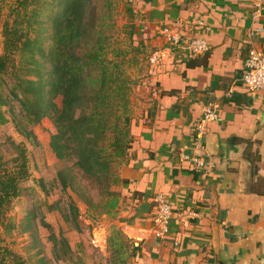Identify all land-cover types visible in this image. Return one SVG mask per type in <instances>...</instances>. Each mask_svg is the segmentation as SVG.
<instances>
[{
  "label": "crops",
  "instance_id": "crops-1",
  "mask_svg": "<svg viewBox=\"0 0 264 264\" xmlns=\"http://www.w3.org/2000/svg\"><path fill=\"white\" fill-rule=\"evenodd\" d=\"M129 2L137 35L159 55L131 124L134 154L119 168L117 223L139 246L130 264H264V89L251 94L242 81L249 50H264V0ZM164 29L210 50L192 57ZM211 102L217 118L194 134ZM158 193L172 207L163 240L152 223Z\"/></svg>",
  "mask_w": 264,
  "mask_h": 264
},
{
  "label": "trees",
  "instance_id": "trees-1",
  "mask_svg": "<svg viewBox=\"0 0 264 264\" xmlns=\"http://www.w3.org/2000/svg\"><path fill=\"white\" fill-rule=\"evenodd\" d=\"M101 2L16 0L11 6L8 15L13 19L6 18L0 31V124L10 120L18 133L34 139L30 126L49 119L55 127L49 141L51 151L58 160L71 162L56 172L61 189L80 196L90 213L92 210L113 217L120 208L121 192L116 188L126 184L119 168L134 154L131 124L136 117L130 115L131 81L122 65L147 61L152 49L143 41V35H137L136 23L128 25L126 48L111 44L108 26L113 25L106 23L112 16L111 3ZM6 3L0 0V11ZM133 34L139 39L137 44ZM109 52L112 57H108ZM138 53L143 55L140 59ZM158 61L145 63L146 73L139 87L146 88L149 69L155 66L156 70ZM7 76L11 82L4 79ZM55 94L59 103L53 100ZM15 101L17 112L13 110ZM4 106L8 107L9 117ZM142 115L151 116L150 111H143ZM14 149L15 154L9 159L0 154V225L5 223V213L12 202L21 195V183L31 176L25 146L17 143ZM89 188L96 189L98 200L88 194ZM75 202L71 199L61 212L69 226L80 230ZM35 215L34 208L28 211L25 230L32 229L30 218ZM5 226L7 230L14 227L12 223ZM49 239L55 261L84 264L81 255L74 259L65 236L51 232ZM3 241L0 235V264H24L26 259L3 245ZM108 242L111 264H129V258L139 251V246L128 242L119 229L113 230ZM32 259L36 264L46 263L45 257L33 255L27 261Z\"/></svg>",
  "mask_w": 264,
  "mask_h": 264
},
{
  "label": "rangeland",
  "instance_id": "rangeland-1",
  "mask_svg": "<svg viewBox=\"0 0 264 264\" xmlns=\"http://www.w3.org/2000/svg\"><path fill=\"white\" fill-rule=\"evenodd\" d=\"M6 1V5H2L3 8L0 11V31L6 18L9 21L13 19V16L8 14L16 0ZM99 1L102 0H94L96 4ZM109 1L112 16L106 23L110 24L112 22L113 25L108 26L109 42L114 46L126 48L130 36L128 25L138 22L139 19L130 15L131 5L129 0ZM132 39L136 44L139 42L136 34L132 35ZM45 44H48L47 39ZM137 56L140 59L143 55L138 53ZM108 57H112V52L108 53ZM128 57H130V54L126 56V58ZM147 61L142 62L140 59L136 64L125 62L122 65L131 81L128 98L132 117H136L141 113L144 106L142 99L143 96L145 97V91H143L142 86L139 87V84L143 82ZM4 79L11 82V77L7 76ZM53 100L56 103L60 102V98L56 94ZM3 110L6 116L9 117L8 107L4 106ZM13 110L18 111L16 101ZM30 128L35 135L34 139L26 138L18 133L15 124L10 120L0 124V154L5 159H9L15 154V144H23L27 150L31 171L30 178L21 183L23 189L21 195L12 202L10 209L5 213L6 218L3 221L5 223L0 225V235L4 239L3 245L16 251L26 259L24 264H36L33 262L34 259L27 261L28 257L33 255L45 257V264H74L67 260L55 261L52 258V241L49 239V234L53 232L57 236L63 235L66 237L74 259L81 255L84 264H111L112 250L108 245V239L113 230H121L116 219L117 213L113 217L101 213L96 214L92 210L90 213L80 196H77L71 190H62L57 182L56 172L62 165L71 164V162L58 160L49 147L51 135L55 133L54 125L49 119L44 118L37 124L30 126ZM118 188L119 186L116 189ZM87 192L94 200H98L96 189L89 188ZM71 199L76 201L75 203L79 209L80 230L74 226H69L62 216L61 208L65 209ZM52 204L55 205L51 206ZM33 208L36 210V215L34 218H30L32 229L28 231L25 230V216ZM6 223H12L14 227L7 230ZM128 242L131 243L129 239Z\"/></svg>",
  "mask_w": 264,
  "mask_h": 264
},
{
  "label": "built area",
  "instance_id": "built-area-1",
  "mask_svg": "<svg viewBox=\"0 0 264 264\" xmlns=\"http://www.w3.org/2000/svg\"><path fill=\"white\" fill-rule=\"evenodd\" d=\"M164 34L175 47H180L188 51L191 55H199L210 50L208 42L201 37L183 38L179 34H174L164 29ZM149 63H154L159 60V55L153 53L149 56ZM242 81L248 88L251 94L264 89V50L252 48L249 50L248 56L244 61V71ZM216 102H211L203 108L202 117L197 123V131L200 134L207 121L217 118ZM196 161V160H195ZM196 164L201 166L202 162L196 161ZM154 213L152 223L154 225V236L163 240L169 235V223L172 207L161 193H158L154 198ZM177 240L173 239V245H177Z\"/></svg>",
  "mask_w": 264,
  "mask_h": 264
}]
</instances>
